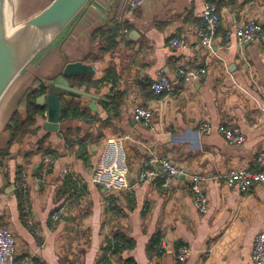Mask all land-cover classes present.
<instances>
[{
	"label": "crops",
	"instance_id": "1",
	"mask_svg": "<svg viewBox=\"0 0 264 264\" xmlns=\"http://www.w3.org/2000/svg\"><path fill=\"white\" fill-rule=\"evenodd\" d=\"M52 1L42 0L36 11L15 22H25ZM211 1L147 0L130 20L122 43L104 53L102 42L92 36L107 28L119 4L120 19L126 0H92L62 40L39 56L13 88L0 110V151L8 145L13 113L18 110L26 118L27 110L18 107L36 80L48 90L67 64L82 62L92 65L95 75L71 83L98 98L95 103L86 97L62 99L63 104L73 101L89 109L90 117L61 119L60 130L51 132L44 129L47 117L39 116L32 133L9 148L11 159L0 170V227L12 230L20 257L32 256L35 264H98L107 238L119 226L134 241L123 257L137 264H180V247L190 250L185 264H253L254 241L264 229V184L242 193L227 186L225 179L239 168L256 170L259 157L264 158V45L226 40V34L247 18L264 23V0H221L220 29L208 51L200 32L208 31L202 14ZM175 35L187 40V48L168 47ZM179 64L188 70L205 69L207 76L186 85L174 75ZM109 69L114 80L90 89L80 85L86 78L102 80ZM159 71L173 79V90L156 96L150 85ZM137 106L154 110V131L136 121ZM204 122L215 128L210 136L199 130ZM220 124L239 128L245 142L229 144L216 131ZM111 137L125 139L131 172L155 155L204 176L210 199L207 214L195 208L186 180L164 188L156 179L137 183L118 197L123 220L111 224L103 191L91 182ZM46 156L52 162L42 182ZM18 168L27 183L31 222L23 219L17 192H7L19 178ZM80 184L84 187L77 196ZM65 202L70 211L54 223L52 213ZM162 241L168 248H161ZM109 263L121 264L120 257Z\"/></svg>",
	"mask_w": 264,
	"mask_h": 264
},
{
	"label": "built area",
	"instance_id": "2",
	"mask_svg": "<svg viewBox=\"0 0 264 264\" xmlns=\"http://www.w3.org/2000/svg\"><path fill=\"white\" fill-rule=\"evenodd\" d=\"M221 0L208 2L204 6L202 18L204 25L208 29L206 33L200 32L202 38L201 44L203 48L211 51L214 39L217 36L221 19L218 12V3ZM147 0H126L123 14L118 20L121 26L122 36L129 34L128 24L135 17L137 10L143 8ZM231 37L237 39L241 44L244 43H260L264 45V23L256 18H247L241 23L233 26L231 31L226 34V40ZM188 42L185 38L173 36L168 47L177 51L187 48ZM176 78H180L186 85H193L207 76L205 69L188 70L183 64H179L174 73ZM150 88L156 96L167 94L173 90V79L166 75L163 71H159L157 77L151 82ZM47 117V112L44 115ZM134 118L143 126L154 131V110L150 107L137 106L134 111ZM200 132L205 136H210L215 128L209 123L204 122L200 125ZM216 131L221 134L226 141L235 146L242 145L245 142V136L237 127H231L225 124L217 126ZM123 138L111 137L106 140V144L100 154L99 160L91 177V182L100 187L103 191L104 205L107 208V219L111 224L120 223L123 215L116 208V199L121 195H127L131 187L128 182V175L131 170L124 148ZM52 162L51 157L44 158V165L41 173V181L47 177ZM161 179L163 187L169 188L176 180H186L192 192V198L195 208L201 214H207L209 210V195L207 192L206 178L187 168L177 166L170 158H160L151 156L144 162L140 168L138 183H144L149 180ZM225 183L230 188H237L242 193H247L255 184H264V158L259 157L258 168L254 171L246 168H239L232 171L226 176ZM15 191L18 194L20 205L22 208V216L24 221L31 222V210L28 198L27 183L24 178H20L14 183ZM83 184L77 187L76 195L82 193ZM70 211L69 204L65 202L59 206L51 215L54 223L61 222ZM109 236L107 239H112ZM161 248H168L166 242H161ZM104 257L114 260L118 255L103 251ZM190 255V250L186 247H180L177 252L176 261L185 264ZM251 259L253 264H264V229L256 236ZM0 264H35L32 256H19L17 252V239L8 227H0Z\"/></svg>",
	"mask_w": 264,
	"mask_h": 264
},
{
	"label": "water",
	"instance_id": "3",
	"mask_svg": "<svg viewBox=\"0 0 264 264\" xmlns=\"http://www.w3.org/2000/svg\"><path fill=\"white\" fill-rule=\"evenodd\" d=\"M92 0H53L41 12L22 23L15 22L13 0H0V110L7 97L35 60L53 48L70 31ZM92 65L74 62L66 65L61 76L48 84L38 105L46 106L47 123L44 129L60 130L62 99L97 97L81 91L71 79L94 76ZM140 167L128 175L129 186L138 183ZM15 191L13 185L7 192Z\"/></svg>",
	"mask_w": 264,
	"mask_h": 264
},
{
	"label": "trees",
	"instance_id": "4",
	"mask_svg": "<svg viewBox=\"0 0 264 264\" xmlns=\"http://www.w3.org/2000/svg\"><path fill=\"white\" fill-rule=\"evenodd\" d=\"M120 8L121 4H119V7L115 11L114 17L107 24V28L98 30L92 36L93 40L99 39L100 42H102L103 46L100 48V50L104 53L114 51L125 38L121 34V26L118 25L117 16ZM114 78L115 75L113 71L109 69L106 72V76L102 80L96 81L92 78H86L80 81V85H86L88 89L94 88L96 86L100 87L104 82L108 83L109 80H114ZM46 92L47 86L45 85V83L41 80H36L31 89L24 96L18 107V109L24 108L27 110L26 118L23 119L18 110L13 113L7 127L9 133L8 145L5 149L0 151V170H4L8 161L11 159V155L9 152L10 146L16 143H21L28 135H30L32 133V128L36 125L38 117L44 116L47 112L46 106L38 105L37 103L38 98L45 95ZM113 100L114 99H112L111 102L112 104ZM90 115L91 112L89 109L82 108L80 104L71 101L63 104L61 119L65 120L73 118L86 120L88 117H90ZM39 150H41V148H39ZM22 170V168H18L17 170V174L19 177L18 179H20ZM115 210L121 213L120 206L117 203ZM113 232L114 235L112 239H108L106 241L103 251L110 252L113 255H118L120 257L121 264H137L132 258L123 257V254L125 252H130V250H132V248L134 247V241L130 239L127 235H125V233L119 226H117ZM155 242L157 243V241ZM98 264H110L109 259L104 257L102 261H100Z\"/></svg>",
	"mask_w": 264,
	"mask_h": 264
},
{
	"label": "rangeland",
	"instance_id": "5",
	"mask_svg": "<svg viewBox=\"0 0 264 264\" xmlns=\"http://www.w3.org/2000/svg\"><path fill=\"white\" fill-rule=\"evenodd\" d=\"M40 1V0H39ZM42 2V0H41ZM38 2L34 0H16L17 5V13L15 14V19L18 21L24 14H29L38 9L39 4H43V2ZM128 159V158H127Z\"/></svg>",
	"mask_w": 264,
	"mask_h": 264
}]
</instances>
